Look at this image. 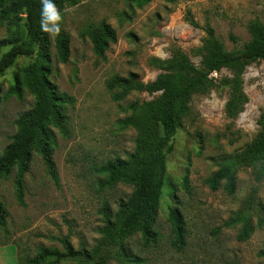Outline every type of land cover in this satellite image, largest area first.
Returning <instances> with one entry per match:
<instances>
[{"label": "rangeland", "instance_id": "obj_1", "mask_svg": "<svg viewBox=\"0 0 264 264\" xmlns=\"http://www.w3.org/2000/svg\"><path fill=\"white\" fill-rule=\"evenodd\" d=\"M59 14L58 34L68 35L71 53L69 61L61 63L55 49L58 34L48 32L53 55L50 79L60 93L74 99L66 107L64 128L54 129L53 157L59 181H53L36 153L24 179L23 205L16 196L15 169L1 180L0 200L8 216L6 225L0 226V253L6 264H27L43 248L66 254L64 241L79 254H119L118 249L103 244L106 213L114 223L120 217L130 219L134 233L124 243L125 257H107L102 264H264V176L253 167L237 169L234 194L224 185L212 191L207 184L259 133L258 122L264 116V61L245 71L247 103L235 120L225 113L230 71L211 73L215 87L192 97L167 159L163 196L153 208L156 243L144 241L143 219L133 214L134 187L123 183L103 187L104 176L98 171L108 161L128 159L134 152L138 133L120 124L130 117V105L155 97L134 92L117 101V91L110 90L108 82L136 73L148 84L160 73L153 60L169 59L175 50L184 51L200 65L197 51L203 47L207 26L226 51L241 50L251 39L250 24L259 20L264 25V0H149L141 8L130 0H83ZM101 23L117 33V42L103 58L95 55L85 35L89 26ZM47 26L54 29L56 24ZM6 35V27L0 28V40ZM28 63L21 58L0 78V155L16 135L21 116L35 104L27 91L21 98L8 96L16 71ZM173 207L181 211L185 222L182 250L173 245L169 219ZM245 225L249 234L240 240ZM45 264L80 263L67 258ZM85 264H100V260Z\"/></svg>", "mask_w": 264, "mask_h": 264}, {"label": "trees", "instance_id": "obj_2", "mask_svg": "<svg viewBox=\"0 0 264 264\" xmlns=\"http://www.w3.org/2000/svg\"><path fill=\"white\" fill-rule=\"evenodd\" d=\"M83 0H53L56 10L62 13L66 8L74 7ZM138 7L145 6L149 0H130ZM41 0H0V28L6 27L7 35L0 40V78L23 58L27 65L16 71L14 82L8 96L21 98L27 91L35 98L31 111L21 116L17 122V133L12 142L0 155V182L9 177L15 169L14 183L18 202L23 205L24 179L29 172L33 154L44 161L48 173L58 183V172L54 161V129L62 130L67 121L66 107L74 99L60 93L51 81L53 73L52 43L48 32L41 29ZM193 26L198 27L193 21ZM203 47L197 51L201 57L196 65L190 56L182 50H175L169 59H154V66L160 71L157 78L145 84L136 73L127 77H114L108 82V88L117 93L114 99L123 100L134 92H146L155 96L143 103H133L128 107L130 117L121 122L123 129L132 127L138 135L135 150L128 159L115 158L101 166L98 171L104 176L103 187H113L119 183L134 187L130 200L133 214L143 219L142 235L146 243H156L158 234L154 230L155 213L153 208L163 196L168 176L167 159L174 151V140L184 116L189 114V103L197 94H208L215 87L211 73L226 69L232 73L227 85L230 97L225 107L228 118L235 120L242 112L247 98L243 91V77L246 69L255 62L264 61V25L255 20L250 24V41L237 51H226L217 39L215 31L207 26ZM92 43L93 51L103 58L111 44L117 42V33L107 23L91 25L85 32ZM9 48L5 53L3 49ZM58 60L67 63L70 59V40L67 34L60 33L55 40ZM260 130L255 139L245 149L230 157L208 180L212 191L222 185L229 194L237 189V169L256 168L264 176V116L259 120ZM8 212L0 200V226L6 225ZM173 225L175 241L173 245L182 250L185 242V222L178 208H171L169 215ZM118 223L106 213V225L102 230L103 244L119 254H79L72 245L64 241L66 254L43 248L27 264H45L50 259L61 261L70 259L80 264L99 258L102 264L107 257L117 255L125 257V241L134 233L131 220L120 217ZM249 234V226L239 239ZM110 251V253L113 252ZM19 261V260H18Z\"/></svg>", "mask_w": 264, "mask_h": 264}, {"label": "clouds", "instance_id": "obj_3", "mask_svg": "<svg viewBox=\"0 0 264 264\" xmlns=\"http://www.w3.org/2000/svg\"><path fill=\"white\" fill-rule=\"evenodd\" d=\"M41 3V29L45 32H53L54 34H58L60 32V28L56 22H58L61 17L59 12L56 10L53 0H41ZM49 22L56 24L54 29H50L47 26Z\"/></svg>", "mask_w": 264, "mask_h": 264}, {"label": "crops", "instance_id": "obj_4", "mask_svg": "<svg viewBox=\"0 0 264 264\" xmlns=\"http://www.w3.org/2000/svg\"><path fill=\"white\" fill-rule=\"evenodd\" d=\"M0 264H6V261L4 260L3 254H1V253H0Z\"/></svg>", "mask_w": 264, "mask_h": 264}]
</instances>
